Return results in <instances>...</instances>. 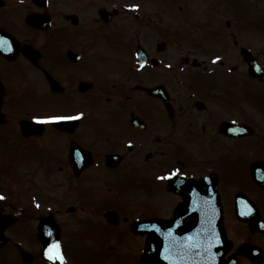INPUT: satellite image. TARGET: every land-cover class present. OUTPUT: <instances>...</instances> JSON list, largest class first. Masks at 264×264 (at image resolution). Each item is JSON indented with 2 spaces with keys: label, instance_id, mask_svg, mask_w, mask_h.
<instances>
[{
  "label": "flooded vegetation",
  "instance_id": "af4514ba",
  "mask_svg": "<svg viewBox=\"0 0 264 264\" xmlns=\"http://www.w3.org/2000/svg\"><path fill=\"white\" fill-rule=\"evenodd\" d=\"M253 1L0 0V166L14 162L7 155L25 158L7 167L13 185L0 194L30 191L0 214L34 223L52 213L66 264L72 241L102 259L114 250L109 227L170 220L173 241L204 225L209 190L199 181L210 174L230 240L225 256L264 264V172L260 182L250 172L254 162L264 171V82L242 54H254ZM50 115L80 118L20 130L22 120ZM232 124L247 132L234 134ZM236 195L249 204H235ZM24 234L28 264H45V247ZM190 239L187 261L177 247L169 264H189L199 242ZM198 251L203 264L204 246Z\"/></svg>",
  "mask_w": 264,
  "mask_h": 264
},
{
  "label": "rangeland",
  "instance_id": "374dc122",
  "mask_svg": "<svg viewBox=\"0 0 264 264\" xmlns=\"http://www.w3.org/2000/svg\"><path fill=\"white\" fill-rule=\"evenodd\" d=\"M263 2H264V0H263ZM257 4H258V7L261 5L259 3H257ZM255 6H256V4H255ZM254 13H256V14H254V19L255 20L257 18L262 19L261 23L253 22V24H252V35H253L252 37L254 38V40H259V39H261L260 32H263L262 29L264 28V25H263L264 24V13L257 14L258 12H256V11H254ZM255 44H257V42H255ZM255 49L257 50L258 47H255ZM257 53H259L260 55H262V53H263V56H264V51H257ZM239 70H240V68H239ZM50 107H52V106H50ZM1 152L2 151L0 150V153ZM58 156H59V149L57 148L56 151L52 152L51 156L49 155L47 157V159L45 160V162H48L53 157H56L57 158ZM9 177H13V176H7L6 178L3 177L4 178V181H3V184L0 183V188H3V189H6L7 188L8 189V187L9 188L12 187L13 183H12L11 179H9ZM16 185L18 187L19 186V183H17ZM23 193H24V191L21 189V185H20L19 190H16V194L17 195L16 196H14V195L12 196V192H11V196H12L13 200H15V201L18 200L19 203L21 205H23V203H24ZM2 202L3 201H0V209L3 208V205H1V204H3ZM20 221H22V222H20ZM22 229L25 230V233L27 235H28V233L31 234V237H32V230L34 231V223L33 222L24 221V218L20 217V218L16 219V221L13 222L10 225V227H7L5 229V232H6L5 235L13 238V240H20V239L23 238V234L21 236L19 235V232H22V233L24 232ZM17 231H19V232H17ZM116 233H118L121 236H123L124 237V240L121 238L122 240L120 242L111 241L110 244L111 245H116V247L113 248L114 250H111L113 253H110V257L109 258H105L103 256V258L100 259V263L101 264H137V262L133 258H131L129 255L124 256L125 253H123L122 251H127L128 249H131L132 246H136L133 249L136 248V250H137V246L139 245V240L135 236H133L132 234H130L129 232H127L124 228L123 229H118V230L116 229ZM31 241L32 240L29 239L26 242L31 247L35 246V244L33 243V241L32 242ZM31 244H33V246ZM0 250H1L0 251V264H20L19 263V259H18L19 258L18 257V253H15V260H16V262H15L14 261V258H13V253L11 252V250H10L9 247H2V249H0ZM69 250L71 251V258H73L72 260H74L75 264H91V261L90 260H91V258L93 256L86 257V254L85 253H87V251L83 255V254L78 253L77 251H75L74 248H72V250L71 249H69ZM94 259L96 260V257H94ZM34 264H39V263L35 262Z\"/></svg>",
  "mask_w": 264,
  "mask_h": 264
},
{
  "label": "snow or ice",
  "instance_id": "6c2138e0",
  "mask_svg": "<svg viewBox=\"0 0 264 264\" xmlns=\"http://www.w3.org/2000/svg\"><path fill=\"white\" fill-rule=\"evenodd\" d=\"M138 7V6H133ZM219 59V58H217ZM82 115V114H81ZM79 116H58V115H50V116H45V117H34V119L38 123H52V122H58L62 120H73V119H79ZM179 173V169H177L175 172H172L169 174L168 177H160V179H166V178H171V176H175ZM0 199H3L2 196H0ZM251 211V209H249ZM244 214V213H242ZM51 235V233H49ZM211 245H209V248ZM48 256V259L51 261H59L60 264H64V256L61 252L60 244L59 243H53L48 249V252L45 253Z\"/></svg>",
  "mask_w": 264,
  "mask_h": 264
},
{
  "label": "water",
  "instance_id": "95a60500",
  "mask_svg": "<svg viewBox=\"0 0 264 264\" xmlns=\"http://www.w3.org/2000/svg\"><path fill=\"white\" fill-rule=\"evenodd\" d=\"M251 63H253L252 66L256 67L255 62H251ZM147 225L149 226V230H150V223H147ZM163 225L164 224H161V226ZM153 238H154L153 235L148 237V243L145 248V253L143 255V261H142L143 264H167V262H165L166 259H164L165 257H157L158 251L161 248L160 237L158 236L157 238H154V242H153ZM154 256L157 258L155 259ZM162 260H165V261H162Z\"/></svg>",
  "mask_w": 264,
  "mask_h": 264
}]
</instances>
